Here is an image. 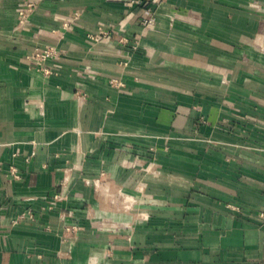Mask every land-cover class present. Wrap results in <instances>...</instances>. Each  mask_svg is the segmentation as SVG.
I'll return each instance as SVG.
<instances>
[{"label": "crops", "instance_id": "0c3cea01", "mask_svg": "<svg viewBox=\"0 0 264 264\" xmlns=\"http://www.w3.org/2000/svg\"><path fill=\"white\" fill-rule=\"evenodd\" d=\"M0 264H264V0H0Z\"/></svg>", "mask_w": 264, "mask_h": 264}, {"label": "built area", "instance_id": "2783aa9c", "mask_svg": "<svg viewBox=\"0 0 264 264\" xmlns=\"http://www.w3.org/2000/svg\"><path fill=\"white\" fill-rule=\"evenodd\" d=\"M28 10L31 9L32 4L30 3L28 5ZM153 17L149 16L147 18H145L142 22L144 27H148L151 26L153 24ZM56 52L52 47H48V48H42L39 50H35L30 56V60L34 63V66L40 70L43 74L45 75H49L51 74V70L50 68L46 65V62L49 58L55 56ZM66 182V178H63L60 181V185L64 186ZM63 197V192H56L51 199V203L54 204L56 201L61 200ZM77 228L76 225L72 224L66 227L67 230L73 231Z\"/></svg>", "mask_w": 264, "mask_h": 264}]
</instances>
